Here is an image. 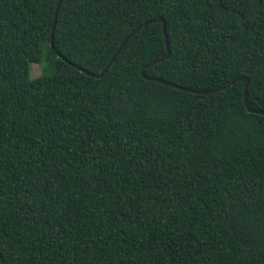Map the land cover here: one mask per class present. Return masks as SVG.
I'll list each match as a JSON object with an SVG mask.
<instances>
[{"label":"trees","instance_id":"16d2710c","mask_svg":"<svg viewBox=\"0 0 264 264\" xmlns=\"http://www.w3.org/2000/svg\"><path fill=\"white\" fill-rule=\"evenodd\" d=\"M57 4L0 0V264H264V116L210 93L264 111V0H62L54 50ZM160 19L145 76L161 21L59 58Z\"/></svg>","mask_w":264,"mask_h":264},{"label":"water","instance_id":"95a60500","mask_svg":"<svg viewBox=\"0 0 264 264\" xmlns=\"http://www.w3.org/2000/svg\"><path fill=\"white\" fill-rule=\"evenodd\" d=\"M61 2L62 0H58V4H57V9H56V13H55V18H54V24H53V28H52V33H51V46L52 48L55 50V47H54V30H55V27H56V22H57V18H58V12H59V8L61 6ZM155 21H161L163 23V32H164V36H165V41H166V46H167V54L158 59V60H155L151 63H149L148 65H146L144 68H142L141 70V75L142 76H145V71L150 68L151 66L153 65H156V64H159L161 62H163L165 59H168L169 56H170V49H169V42H168V36H167V31H166V23L163 19H160V20H154V21H149V22H146L145 24L137 27L135 30H133L126 38L125 40L122 42L121 46L119 47V49L117 50L116 54L114 55V57L112 58V60L110 61L108 67L101 72V74L99 75H94V74H91L89 73L88 71L80 68L79 66L71 63L69 60H67L65 57H63L62 55H59V58L63 59L65 62H67L68 64L76 67L78 70H80L82 73L86 74L87 76H90V77H94V78H102L103 75L108 71V68L109 66L112 64V62L114 61V59L116 58V56L120 53V51L122 50V48L125 46V44L128 42V40L136 33L138 32L142 27H144L145 25H148L152 22H155ZM244 82L245 83V87H244V97H245V106L247 108V110L250 112V113H254V114H259V115H263L264 116V111H255V110H252L250 107H249V103H248V97H247V92H248V86H249V80L247 78H239V79H236L235 81H232L230 82L229 84L225 85V86H222L221 88H218V89H215V90H212L210 91V93H216V92H221V91H224L225 89L231 87L235 82ZM160 83H163L167 86H170V87H174V88H178V89H182V90H185V91H190V92H194L193 90H188L186 88H183V87H180V86H176L175 84H171V83H168V82H165V81H159Z\"/></svg>","mask_w":264,"mask_h":264},{"label":"rangeland","instance_id":"374dc122","mask_svg":"<svg viewBox=\"0 0 264 264\" xmlns=\"http://www.w3.org/2000/svg\"><path fill=\"white\" fill-rule=\"evenodd\" d=\"M42 68L38 64H33L31 69V76L32 78H38L42 75Z\"/></svg>","mask_w":264,"mask_h":264}]
</instances>
